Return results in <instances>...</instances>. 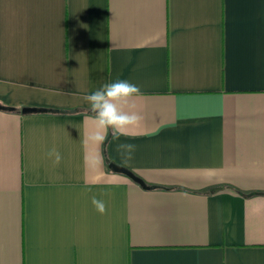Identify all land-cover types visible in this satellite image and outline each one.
I'll list each match as a JSON object with an SVG mask.
<instances>
[{
  "label": "crops",
  "instance_id": "1",
  "mask_svg": "<svg viewBox=\"0 0 264 264\" xmlns=\"http://www.w3.org/2000/svg\"><path fill=\"white\" fill-rule=\"evenodd\" d=\"M117 79L143 121L90 144ZM0 105V264H264V0H0Z\"/></svg>",
  "mask_w": 264,
  "mask_h": 264
},
{
  "label": "clouds",
  "instance_id": "2",
  "mask_svg": "<svg viewBox=\"0 0 264 264\" xmlns=\"http://www.w3.org/2000/svg\"><path fill=\"white\" fill-rule=\"evenodd\" d=\"M141 95V89L137 85L121 79L104 83L95 91L85 95L84 100L89 105V119L92 124L85 138L86 141L99 146L105 143L109 134L113 139L119 140L121 136L129 135L130 129L139 127L143 116L136 110L134 100ZM136 147L131 143H118L116 151L125 160H130ZM46 155L53 165H59L63 159L55 148L50 149ZM94 159L96 164L102 162L99 153L95 154ZM91 203L97 212L106 213L104 201L93 196Z\"/></svg>",
  "mask_w": 264,
  "mask_h": 264
},
{
  "label": "water",
  "instance_id": "3",
  "mask_svg": "<svg viewBox=\"0 0 264 264\" xmlns=\"http://www.w3.org/2000/svg\"><path fill=\"white\" fill-rule=\"evenodd\" d=\"M0 110L12 111L11 108H5V107H3L1 105H0ZM41 112H42V110H38L36 108H23L21 110L22 114H35V113H41ZM109 169L112 170L114 173H118V174H121V175L125 176L126 178L130 179L134 183H136L139 186H141L143 189H148L147 186L143 183L142 180L137 178L133 173H131L127 169H125V168H123L121 166L115 165V164H110L109 165Z\"/></svg>",
  "mask_w": 264,
  "mask_h": 264
}]
</instances>
